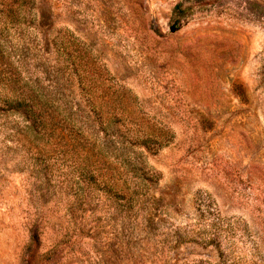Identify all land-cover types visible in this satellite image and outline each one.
<instances>
[{
	"label": "rangeland",
	"instance_id": "rangeland-1",
	"mask_svg": "<svg viewBox=\"0 0 264 264\" xmlns=\"http://www.w3.org/2000/svg\"><path fill=\"white\" fill-rule=\"evenodd\" d=\"M0 70L55 100L0 109V264H264V0H0ZM103 93L113 191L80 174Z\"/></svg>",
	"mask_w": 264,
	"mask_h": 264
},
{
	"label": "trees",
	"instance_id": "trees-1",
	"mask_svg": "<svg viewBox=\"0 0 264 264\" xmlns=\"http://www.w3.org/2000/svg\"><path fill=\"white\" fill-rule=\"evenodd\" d=\"M18 83V80L5 76L0 70V109L22 117L26 122V128L30 131L40 132V129L45 128L48 123V107L52 108L55 100L38 89L33 90ZM95 85L103 88L104 82L99 84L92 82L82 89L89 91ZM82 101L88 108L87 114H84V109L78 108L80 116L77 117L75 124L78 125L79 131L80 174L84 178L83 185L113 191L115 187L120 188V186L112 178V171L107 160L110 146L106 138L114 132L113 124L116 122L117 115L111 112L110 98L105 93L89 95ZM64 113L66 118L71 115L65 111ZM146 143V141L140 142L139 137L133 142L138 146H147Z\"/></svg>",
	"mask_w": 264,
	"mask_h": 264
}]
</instances>
